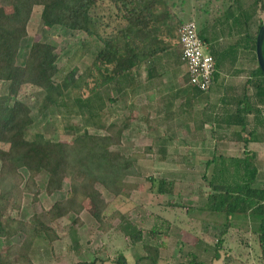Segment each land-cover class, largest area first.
Listing matches in <instances>:
<instances>
[{"label":"trees","instance_id":"obj_1","mask_svg":"<svg viewBox=\"0 0 264 264\" xmlns=\"http://www.w3.org/2000/svg\"><path fill=\"white\" fill-rule=\"evenodd\" d=\"M193 1L198 12V33L210 44L209 53L215 66L228 58L235 59L238 48L244 53L252 51L257 64L255 36L261 21L258 23L255 16L264 7V0H253L245 8L239 7L237 0ZM6 2L8 11L0 7V81L7 83L6 92L0 94V238L7 241L19 233L25 236L19 245L11 244L0 249V264H34L31 248L40 236L45 237L49 257L54 260L58 251L55 245L62 239L56 224L66 217H73L67 226L70 240L67 243L76 248L79 235L77 228L73 227L81 225L84 214H88L101 234L108 235L111 229H115L131 244L140 242L143 228L132 224L125 212L115 209L107 214V208L109 202L121 196L131 198V185L124 180L127 176H142L137 162L145 153L151 151L159 155V159H165L167 155L165 150H154L153 147H146L141 153L113 149L124 136L129 135L132 118L127 115L118 121H95V97L100 91L111 88L113 96L108 100L116 102L121 95L119 85L122 81L127 82L139 65L178 46V28L184 21L181 15L184 0ZM37 6H40L44 27L60 26L78 31L99 43L84 71L73 67L57 79L59 56L55 46L43 40L32 41L22 62L18 61L20 42L28 37L27 23ZM218 38H228L234 43L221 48ZM262 52L264 56V40ZM158 74L154 67L148 66L147 78ZM247 82L253 86V94L242 100V108H237L231 120L240 128L233 137L242 143L241 155H212L205 164L206 167L212 164L211 175L206 182L208 190L203 193L197 184L194 191L197 196L203 195L205 200L198 207H187L186 214L197 215V219L209 223L206 224L208 226L224 227L217 239L210 232L202 234L204 241L217 240L213 246L215 258L229 228H234L239 235L256 233L260 246L259 262L264 264V186L256 184V153L247 149L256 133L245 131L249 126L247 114H254L253 118L264 124V110L257 106H264V76L258 64L250 72ZM188 86L185 87L189 90H182L188 92L181 109L190 107L192 99L203 93L194 86ZM75 87L78 89L76 102L87 107V124L88 119H92V127L100 132L83 129L82 133L65 141L35 131V118L68 96ZM237 103L241 105L240 100ZM160 151L162 153L159 154ZM21 169L26 171L25 177ZM202 178L206 179L205 174ZM145 180L149 181L150 191L157 194H181V188L172 180L154 176ZM65 182L68 188L64 197L54 200L41 214H33L28 221L12 214L19 211L23 193H30L32 201H37L41 190L50 196L60 191ZM115 219L118 224L113 227ZM152 221L155 223H151L149 232L163 233L166 237L168 222L157 215L152 216ZM165 223L166 227L163 226ZM164 246V240L159 247L145 245V258L157 264ZM204 248L203 251H207ZM113 257L111 264H127L123 253L116 252ZM193 258L196 259L195 255Z\"/></svg>","mask_w":264,"mask_h":264},{"label":"rangeland","instance_id":"obj_2","mask_svg":"<svg viewBox=\"0 0 264 264\" xmlns=\"http://www.w3.org/2000/svg\"><path fill=\"white\" fill-rule=\"evenodd\" d=\"M252 2L253 0H250L249 4H252ZM0 7L5 8L6 11L9 10L6 0H0ZM182 8L183 12L181 15L184 19L182 23L188 20L196 22L198 12L195 11L194 1L184 0ZM255 20L258 23L261 21L260 24L264 22V7L256 12ZM27 34L28 37L20 42L18 61L22 62L27 48L32 41L43 40L49 42L55 46V52L59 56L57 79L73 67L84 71L95 54L97 46H99V43L93 37H88L84 33L70 31L60 26H54L50 29L44 27L40 19V6L35 7L31 13L27 23ZM221 40V38H218V42L221 43L224 39ZM177 47V45L174 46L175 50L172 52L175 53ZM166 56H168V59H159L157 61V68H161L158 69L159 74L166 78L179 76L183 80L184 78L186 79L184 67L174 64V55L167 53ZM237 57L240 67L236 69L235 75L246 79L257 66L253 53L252 51L244 53L241 48H238ZM150 64L151 61L149 63L144 62L139 66L140 69L136 75L138 81L132 83L131 76L127 81L128 90L126 89L120 95L119 101L111 103L108 100V97L111 96L108 89L100 91L95 97V121L98 120L104 123L118 121L123 117L122 114L127 115L133 110V114H137L139 121L137 119L132 120V129L129 135L124 136L121 143L113 147V149L124 153H141L144 148L151 147V132L147 134L138 131L140 121L141 123L148 124V128H151V118L148 117L151 108L147 104L149 98L148 94H145L146 84L142 81L146 77L147 68ZM167 65L168 69H166ZM137 83L138 85H136ZM6 87L7 83L0 81V94L6 92ZM132 88H134V92L131 91ZM133 93L134 96L132 97ZM77 96L78 89L75 87L69 92L68 96L51 105L38 115L34 120L33 129L45 133L52 139L65 141H70L76 134L82 133L83 129H86L88 132H100L92 127V119H88L89 124H87V107L83 106L82 103L78 104L76 102ZM126 100H130V103ZM122 104H124V108L121 107ZM261 109L264 110V107H261ZM141 118L142 120H140ZM174 137L177 139L179 134L175 133ZM195 151L193 148H188L187 150L171 149L166 154L172 159H168L170 162L162 163L154 161L158 157L151 153V151L145 153L142 159L146 157L147 160L141 161L142 159H139L138 162L140 161V163H137V169L142 176H127L124 180V183L131 185V198L121 196L118 200L109 202L107 214L115 209L125 212L128 214L132 224L143 228L142 240L140 242L131 244L128 238L120 236L115 229L109 231V236L103 235L96 229L93 220L90 219L88 214H84V219L80 221L81 225H73V228H77L76 231L79 235L77 247L74 248L67 243L70 241L67 226L73 217H66L56 224L57 232L61 234L62 239L59 244L55 245L58 249L55 259L53 260L49 257V245L45 237L40 236L35 239L31 248V257L34 264H76L77 262L111 264L116 252H121L127 257V264H152L149 259L145 258L146 251L144 246L159 247L163 240L165 246L161 249V259L158 260L157 264H260V246L256 233L245 232L239 235L234 228H229L224 236L223 243L218 246L217 253L219 255L215 258L213 257V246L217 242L215 239H217L218 233L224 227L208 226L209 223L201 219L198 220L197 215L191 216L186 214L187 207H198L203 204L205 197L203 195L197 196L194 191L197 184H199L203 193H206L208 190L206 182L209 179L208 176L211 174L210 169L207 170L204 164L202 166L198 164L199 161L196 160L197 163L195 162V156L193 155ZM234 151L236 153V151H242V149ZM259 156L261 155L259 154ZM256 165L259 167V176H262V173L264 175V158H259ZM21 173L24 177L27 175L26 171L22 169ZM203 174H205V180L202 178ZM149 176L156 178L164 177L172 180L181 188V194L160 195L155 191H150L149 181L145 180ZM256 184L264 186V178H258ZM67 188L68 183L65 182L60 191L50 196L41 190L37 201H32L30 193H23L19 211H13L12 214L20 220L28 221L33 214H41L44 209L49 208L54 200L63 198ZM153 215L161 217L166 223L168 222L169 227L166 237L163 236V233L155 234L149 232L152 226L151 223H155L152 221ZM166 223L163 226L166 227ZM117 224L118 220L115 219L113 220L114 226H111L115 227ZM207 232L213 234L215 237L213 241H204L202 234H206ZM24 236V234L19 233L7 241L0 238V249L11 244L19 245ZM204 247L207 249L205 252L203 251ZM193 255H195L196 259L193 258ZM243 261L246 263H242Z\"/></svg>","mask_w":264,"mask_h":264},{"label":"crops","instance_id":"obj_3","mask_svg":"<svg viewBox=\"0 0 264 264\" xmlns=\"http://www.w3.org/2000/svg\"><path fill=\"white\" fill-rule=\"evenodd\" d=\"M237 1V5L241 8L250 5V0ZM250 34L252 33L250 32ZM233 43V41L227 38L221 42L220 47L224 48V46ZM209 47L210 44L207 42L208 52H210ZM179 49L180 46L178 44L175 53L172 52L175 50L174 48L170 49L168 53L174 55V64H179L184 67L180 61ZM166 55L167 53L161 55L155 60L151 59V68L154 67L158 72V69L161 68H157V61L159 59H168V56ZM234 58L235 59L228 58L227 61L220 62L215 66L216 74L214 73L213 81L208 91L200 93L193 98L191 106L187 109L185 107L181 109V103L184 101L187 96L186 93L189 90L185 87L189 85L187 84V77L183 80L182 78H179V76L166 78L158 74L156 76H151L149 79L146 74V77L142 81L146 84L145 94H148L149 98L147 104L148 107L151 108V112L148 113V117L151 118V128H148V124L141 123L140 121L138 131L147 134H150L151 132V147H153L154 150L159 149L167 152L171 149L187 150L188 148H193L196 150L193 153L195 156V162L197 160L199 161L198 164H201L202 166L204 164V167L207 170L210 169V172L212 164L208 167H206L205 164L208 160H211L214 153L225 155H239L241 153V151H236V153H234V150L242 149V143L235 141V138L233 137V133L237 132L240 128L231 120L233 115L236 114L237 108H242V100H244L246 96L249 98L252 96L253 86L251 83L247 82L250 79V76L246 79H242L235 75L237 71L236 69L240 66L238 65V57L235 56ZM146 63H149V61ZM139 66L137 71L134 70L132 72V83L138 81L136 75L140 69ZM166 69H168V65ZM127 85L128 82H121L119 85V87H121V94L126 89L128 90ZM136 85H138V83ZM184 88H187L188 90L182 91ZM109 90L110 95L113 96V93L111 94L112 89L110 88ZM131 91L134 92V88H132ZM133 96L134 93L132 97ZM119 100L120 99L118 98L117 101ZM237 100L241 101V105H237ZM176 101L178 102L177 104ZM128 102L130 103V100ZM257 106L260 109L261 107H264L263 105ZM121 107L124 108V104H122ZM133 111L131 113L129 112L127 115L133 118L132 120L137 119L139 121L137 114H133ZM122 115L123 117L127 116L124 114ZM253 117L254 114H247L246 119L249 122V126H246L245 131L252 130L256 133V138H254L253 141H249L247 149L256 153V163H258L259 158H264V124H260L259 121ZM140 120H142V118ZM175 133L179 134L177 139L174 137ZM261 150L263 153L260 152ZM160 153L162 152L160 151L159 154ZM259 154L261 156H259ZM157 157L158 158L153 159L158 163L170 162L168 159H172L169 158V156H166L165 159H159V155H157ZM145 160H147L146 157L141 161ZM137 163L139 164L140 161ZM261 175L263 177L259 176L258 167L256 180H258V178H264L263 173ZM208 178H210V176H208ZM125 258L127 257L125 256Z\"/></svg>","mask_w":264,"mask_h":264},{"label":"built area","instance_id":"obj_4","mask_svg":"<svg viewBox=\"0 0 264 264\" xmlns=\"http://www.w3.org/2000/svg\"><path fill=\"white\" fill-rule=\"evenodd\" d=\"M178 43L187 84L202 92L208 91L215 73V61L207 51V42L200 37L194 20L179 26Z\"/></svg>","mask_w":264,"mask_h":264},{"label":"water","instance_id":"obj_5","mask_svg":"<svg viewBox=\"0 0 264 264\" xmlns=\"http://www.w3.org/2000/svg\"><path fill=\"white\" fill-rule=\"evenodd\" d=\"M264 40V22L259 26L255 36V56L257 64L264 76V56L262 52V44Z\"/></svg>","mask_w":264,"mask_h":264}]
</instances>
